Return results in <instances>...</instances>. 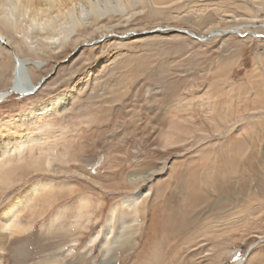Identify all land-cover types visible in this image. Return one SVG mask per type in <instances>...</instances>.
<instances>
[{
  "label": "rangeland",
  "instance_id": "374dc122",
  "mask_svg": "<svg viewBox=\"0 0 264 264\" xmlns=\"http://www.w3.org/2000/svg\"><path fill=\"white\" fill-rule=\"evenodd\" d=\"M120 1L58 53L0 22L45 77L0 100L2 137H26L0 208L48 184L0 264H264V0ZM13 63L0 45V91Z\"/></svg>",
  "mask_w": 264,
  "mask_h": 264
},
{
  "label": "bare ground",
  "instance_id": "6f19581e",
  "mask_svg": "<svg viewBox=\"0 0 264 264\" xmlns=\"http://www.w3.org/2000/svg\"><path fill=\"white\" fill-rule=\"evenodd\" d=\"M112 5L119 8L123 6L120 0H0V22L15 32H21L24 38H37L39 45L42 46L41 49H53L54 53H58L66 45L67 29L82 28L88 22L89 18L100 20L108 16ZM67 24L70 26L67 27ZM214 31L209 33L217 34ZM189 33L186 32L188 35ZM198 37L199 39L200 37L204 38V35H198ZM0 39V45L6 47L14 62L9 88L5 91H0V100L9 94L8 91L13 87L19 91L17 94H22L23 96L34 94V91L38 89V83L32 80L28 72V65L34 64L25 63L26 59L17 57L7 46L6 37L1 32ZM44 78V76H40L38 82H41ZM14 134L13 136L2 137L3 134L0 133V157L4 156L7 149H14L15 151L17 147L24 145L26 141L25 135ZM11 160H13L12 156H10L8 162H11ZM50 167L51 162L49 159H46L45 164L40 167L33 166L34 169L45 170H49ZM15 181V178H12V174H8L5 169H0V184L8 188ZM47 186L48 184L45 182H33L27 187L23 196L19 194L16 199L6 202L0 208V236L2 235L4 240L19 232L20 228H23L18 223L17 218L24 207L26 197L36 194ZM112 218L113 209L109 213L108 228L105 232V239L101 243L104 245L106 251L110 248L108 236L111 231L109 228ZM243 256H237L236 264H240L241 259L243 261Z\"/></svg>",
  "mask_w": 264,
  "mask_h": 264
},
{
  "label": "water",
  "instance_id": "95a60500",
  "mask_svg": "<svg viewBox=\"0 0 264 264\" xmlns=\"http://www.w3.org/2000/svg\"><path fill=\"white\" fill-rule=\"evenodd\" d=\"M212 35V34H211ZM204 39V38H201ZM1 40V39H0ZM43 81V80H42ZM42 82H40V84H38L37 88L41 85ZM19 91H17V89H15L14 87L12 89H10L8 91V93H18ZM7 94V93H6Z\"/></svg>",
  "mask_w": 264,
  "mask_h": 264
}]
</instances>
